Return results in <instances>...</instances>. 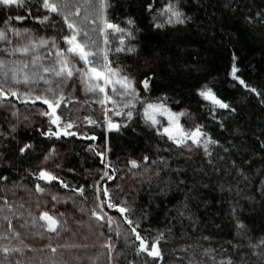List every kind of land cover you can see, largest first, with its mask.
I'll return each instance as SVG.
<instances>
[{
  "label": "trees",
  "instance_id": "16d2710c",
  "mask_svg": "<svg viewBox=\"0 0 264 264\" xmlns=\"http://www.w3.org/2000/svg\"><path fill=\"white\" fill-rule=\"evenodd\" d=\"M169 2L175 0H111L107 17L133 33L134 39L125 37L124 46L135 51L110 52L109 59L137 85L151 78L149 89H140L141 100L163 98L173 112L194 111L204 131L218 142L209 145L211 155L204 151L198 159L179 155L141 119L139 103L128 127L120 132L101 128L96 140L42 135L49 128L55 130L48 119L31 128L5 127L0 139V176L7 180L0 181V186H47L36 180L35 174L46 151L55 144L66 151L63 180L69 187L56 182L49 185L69 192L83 187L90 198L97 196L93 184L96 170L110 163L108 175L113 179H100L99 183L102 186L107 181L116 187L124 162L130 157H147L148 164L156 162L158 166L145 171L134 198L123 197L116 190L112 199L131 201L128 215L150 242L163 234V260L138 252L134 234L127 243L113 233L122 253L120 264H228L229 260L231 264H264V0H179V7L190 19L176 25L167 24V17L160 15ZM69 3L80 7V16L72 19L103 46L102 26L99 20L92 22L86 0ZM150 3L151 12L147 10ZM16 16L27 18L19 21ZM44 16L50 19L41 23ZM128 20L134 23L129 25ZM14 21L57 37L68 31L63 18L44 10L41 0H27L24 7L0 5V26ZM157 23L164 26L156 28ZM118 45L119 40L112 37L108 47ZM233 55L237 75L260 96L231 79ZM206 84L235 111L217 109L215 117L209 118L204 108L210 105L197 94ZM59 113L80 123L87 115L95 117L101 126L106 117L105 112L78 103L63 104ZM88 142L93 143L94 154L86 151ZM97 142L108 144L107 158L96 154ZM26 144L32 147L21 154L19 149ZM161 146L163 154L158 151ZM160 156L170 164L159 167ZM124 228L130 230L126 223Z\"/></svg>",
  "mask_w": 264,
  "mask_h": 264
},
{
  "label": "snow or ice",
  "instance_id": "6c2138e0",
  "mask_svg": "<svg viewBox=\"0 0 264 264\" xmlns=\"http://www.w3.org/2000/svg\"><path fill=\"white\" fill-rule=\"evenodd\" d=\"M88 7L91 10V15L94 17L93 23L99 20L100 27L99 31L103 35V46L97 44V42L89 35L83 27L77 24L72 17L80 16V7L77 5H71L69 0H41V7L48 13L55 14L63 18V22L67 27V33L62 37L65 48H60L55 39L51 41L46 39H39L38 41H29L27 44H23L19 47L12 49H0V51H6L10 55L20 54L21 56L32 55L33 59L30 62H8L4 59H0V103L10 98L21 100L22 103L35 104L37 101L47 105V110L42 111L40 114L48 117L50 125L55 126L42 132L49 138L55 137L59 139L61 135L68 136H80V138H87L95 140L94 135L84 136L75 131H71L74 127H77L74 121L67 119L64 113H58L61 105L67 106L66 97L63 92H57L51 87L44 89L42 92L37 93L35 87H29L25 92H21L15 88L14 85H36L39 81H43L45 84H51L53 80L50 77L57 78L56 82L58 85L66 84L68 81L76 77L85 87L86 92L95 94V103L101 105L104 109L105 114L112 112L115 116H120L125 119L124 123L116 122L111 117L107 119V130L120 132L122 128L128 127V122L134 118L133 109L136 104L142 105L141 119L151 127L157 130V134L166 136L168 140L172 141L177 147H183L192 150V147L202 148L206 155H211L209 145H215L218 142L213 140L205 131L203 125H195L185 127L180 123L181 117L191 116L187 112H173L161 98L156 102H145L140 99L139 92L135 86V81L121 68H113L112 61L109 59L110 52H134V47H125V37L134 39L133 33L127 29L120 27L119 24L112 23L108 17V9L112 6L111 0H86ZM0 5L5 7H24L25 0H0ZM147 10L152 11V4L148 5ZM30 15V13H29ZM160 15L167 17L166 23L169 25L184 24L187 19H190L185 15L182 9L179 7V0H175V3L169 2L167 7L160 10ZM27 17L16 16L15 19L23 21ZM155 18V17H154ZM50 19L49 16H44L41 19V23H45ZM88 19V17H85ZM127 23L132 25L134 22L128 20ZM164 25L157 23L156 28H162ZM13 35L20 37L30 35L28 29H9ZM118 34V35H117ZM115 37L119 40V45L114 49L108 47L111 42V38ZM0 41L11 43L7 32L0 29ZM51 44L52 48L55 49L54 54L49 53L52 56L51 62L45 65L42 62V57L38 54V49L48 48ZM236 57L233 55V64L230 69V77L234 81H238L240 85L246 88L248 91L255 93L260 96L261 93L255 88L246 84L237 73L239 68L235 64ZM82 65V66H78ZM151 78H145L141 83L145 90L149 89ZM203 101L208 102L211 105V114L215 116V109H225L232 112L234 108L221 99L217 93L213 90V86L203 85L197 93ZM119 98V99H117ZM124 102L121 103L120 101ZM111 105L112 107H108ZM127 109V111H125ZM15 115V113H13ZM89 124H96L95 120L88 118ZM31 144L23 145L19 151L24 154L31 149ZM94 148V146H92ZM227 151V149H225ZM55 153V149H51L49 156L45 157V160L49 159L52 154ZM102 158L104 153H96ZM147 157H145V162ZM132 168H138L140 165L137 161H130ZM58 166V165H57ZM105 167H111L110 163H106ZM104 176L108 179H112L108 175V172L104 173ZM35 178L38 181H43L46 185L56 182L61 187L67 189L68 184L61 179L58 175L54 174L48 169H41L35 174ZM7 180V177L0 176V181ZM35 191L43 194L46 189L37 183L35 185ZM73 192L83 196V187L72 189ZM103 194V199L100 197V193ZM2 199V198H0ZM56 197H53L55 200ZM96 199L97 209L92 212L93 217L99 221L107 223L109 228L114 222V217L109 215L105 211V208L113 210L118 213L121 217V222L126 223L129 226L130 231L134 234L138 244V252L145 253L147 256L156 259L157 261L163 260V253L160 248V243L163 240V234L151 242L144 236L141 235L137 229L139 228L138 223H134L133 219L128 215L131 211L130 205L127 201H114L112 195L109 192L107 186L97 188ZM5 205L4 208H0V212L8 211L12 209L8 206V201L3 200ZM63 213H51V210L42 211L39 220L44 221L40 227L45 228L48 232L56 233L58 227L61 226V220ZM8 220V216L5 214L3 217ZM35 224L36 221L34 220ZM243 227V225H241ZM9 229H11V221L9 220ZM13 235H16L13 233ZM8 237H0V239H7ZM264 243V242H262ZM109 251L112 250V244L109 242L106 244ZM14 251H19L15 249ZM51 251L56 252V248H52ZM4 253L9 252L8 248L3 249ZM231 264V261H228Z\"/></svg>",
  "mask_w": 264,
  "mask_h": 264
},
{
  "label": "rangeland",
  "instance_id": "374dc122",
  "mask_svg": "<svg viewBox=\"0 0 264 264\" xmlns=\"http://www.w3.org/2000/svg\"><path fill=\"white\" fill-rule=\"evenodd\" d=\"M26 2L27 0H25V3ZM12 28L20 30L28 29L30 35L17 37L9 31V29ZM0 29L7 32L9 40L11 41V43L0 41V49L10 50L14 47L27 44L30 40L38 41L39 39H46L49 41L55 39L60 48L67 47L62 37L37 32L15 21L9 22L5 26H0ZM54 51L55 49L52 48L51 44H49L48 48L38 49V54L42 57V62L45 65L51 62L53 57L49 56V53L54 54ZM0 59H4L10 63H18L20 61L30 62L33 56H21L20 54L10 55L6 51H0ZM112 67L115 68L113 65ZM50 78L53 80L51 84H45L43 81H39L38 84L34 86L19 84L14 85V87L21 92L27 91L29 87H35L37 93L51 87L57 92H63L66 97L67 106L69 103H78L97 109V111H101V113L104 112L101 105L94 102L95 94L86 92L84 85L77 80L76 77H73L72 80L63 85L57 84V78ZM135 86L139 93L140 89L147 91L143 88L142 84L137 85L135 83ZM120 102L123 103L124 101L121 100ZM139 106L140 104L137 103L135 109H133L134 113L135 110L139 109ZM108 107L112 106L109 105ZM211 107L210 105L204 108L209 118L215 117L211 114ZM45 110H47V105L39 101L35 104L22 103L21 100L15 98L3 101V103H0V139L2 135L5 134V127L11 130L19 127L31 128L32 126L40 124L44 119H48V117L40 114ZM216 110L217 109L214 111L216 112ZM125 111H127V109H125ZM182 111L187 112L191 116V119H189L188 116L181 117L180 123L186 128L189 126L194 127L197 124L203 125L194 111L188 109ZM13 113H15V115ZM109 117L116 122H120V119H123V117L115 116L112 112H108L104 124L101 126L95 117L87 115L86 120L81 123L76 121V119H70L77 125V127H74L71 131L74 130L84 136L94 135L97 139L98 132L101 128H106V131H108L106 122ZM88 118L95 120L96 124H89ZM163 137L167 141L166 144L172 145L179 155L187 159H198V156L203 152L202 148H197L195 146L192 147L191 151L183 147H177L172 141L168 140L166 136ZM85 145H87L85 148L86 151L89 154H94L92 151L93 143L88 142ZM95 147L97 153H104V158L108 157L109 148L107 143L97 142ZM164 147H166V145ZM53 148L55 149V153L52 154L49 159L45 160V157L49 156L50 150ZM160 148H158L160 152L165 150L163 146ZM161 153L163 154V152ZM65 155L66 151L58 144L49 147L39 164L38 171L41 169H48L61 179H65ZM132 160L137 161L140 167L132 168L130 165V161ZM160 161L161 165L159 167L170 164L169 159L165 156H160ZM157 166L156 162L148 164L144 159L130 157L126 163L124 162L122 164V175L116 187L111 186L108 184L109 182H107L111 181L113 178L108 179V177L104 176V173L108 172L107 167L100 168L96 170L93 175V184L96 188V193L98 187L107 186L112 197L117 193L116 190H118V193L122 194L123 197L134 198L138 190L137 187L145 171L156 170ZM106 178V183L100 186V179ZM42 187L46 189L43 194L35 191V188L26 185L0 186V198H2L0 199V208L5 207L3 200L6 199L8 201V206L12 209L10 212H0V237H8L7 239H0V264H120L122 253L118 248L117 238L112 234L116 233L118 238H122L127 243L132 241L133 234L130 230L124 228V223L121 222L122 218L119 217L118 213L105 208V211L114 217V222L110 229L107 223L97 221L92 215L94 209L98 210V201L96 198H90L86 194L81 196L78 193L63 191L62 189L60 190L50 185ZM102 195L101 192V199H103ZM54 196L56 197L55 200H53ZM126 201L128 204L131 202L127 199ZM45 210H51V213H63V216L59 217L61 226L58 227L56 233L48 232L45 228L40 227V225H43L45 222L39 220L38 217L41 212ZM5 214L8 216V220L3 218ZM9 220L11 221V229H9ZM34 220L36 221L35 224L33 223ZM13 233L16 235H13ZM109 242L112 244L111 252L109 248L106 247V244ZM4 248H8L9 252L4 253ZM52 248H56V252L53 253L51 251ZM15 249H19V251H14Z\"/></svg>",
  "mask_w": 264,
  "mask_h": 264
}]
</instances>
